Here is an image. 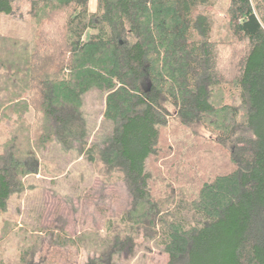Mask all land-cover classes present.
<instances>
[{"label":"trees","instance_id":"obj_1","mask_svg":"<svg viewBox=\"0 0 264 264\" xmlns=\"http://www.w3.org/2000/svg\"><path fill=\"white\" fill-rule=\"evenodd\" d=\"M29 15L30 39L0 33V264H44L46 236L85 264H127L139 235L165 264H264V0H30ZM92 88L111 123L102 146H87ZM171 116L196 157L176 184L155 164L168 163ZM53 141L126 183L130 206L103 231H28L2 216Z\"/></svg>","mask_w":264,"mask_h":264},{"label":"rangeland","instance_id":"obj_2","mask_svg":"<svg viewBox=\"0 0 264 264\" xmlns=\"http://www.w3.org/2000/svg\"><path fill=\"white\" fill-rule=\"evenodd\" d=\"M94 6L95 0H90V8L94 9ZM29 9L30 0H17L10 15L0 14V33L30 39L32 24ZM104 106L105 93L98 88H92L83 95L87 146L93 143L102 146L110 139L111 123L103 118ZM184 128L173 116L168 118L160 134V144L163 140V147L171 146L169 164L161 161L160 157L155 163L163 173L162 177H171V182L175 184L173 178L176 173L186 174L187 165L193 173L192 160L196 158L190 145L192 140L187 137ZM38 155L39 171L23 177V189L9 197L7 210L2 215L13 220L16 228L28 231L42 229V233L50 229L71 236L91 228L103 231L108 218L119 216L130 206L131 195L124 180H103L86 154L66 149L53 141ZM148 167L151 172V163H147ZM153 176L156 174L153 173ZM160 182L157 186L161 185ZM157 189L160 191L161 186ZM135 241V254L127 264L166 263L167 254L153 240H145L139 235ZM86 257L81 249L51 244L48 236L44 237L36 255L44 264H85Z\"/></svg>","mask_w":264,"mask_h":264}]
</instances>
